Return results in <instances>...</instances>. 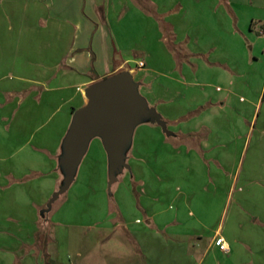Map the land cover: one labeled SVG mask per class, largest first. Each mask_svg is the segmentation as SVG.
Here are the masks:
<instances>
[{"label": "crops", "instance_id": "0c3cea01", "mask_svg": "<svg viewBox=\"0 0 264 264\" xmlns=\"http://www.w3.org/2000/svg\"><path fill=\"white\" fill-rule=\"evenodd\" d=\"M263 40L264 0H0V264H264V165L235 187L237 171L230 176L221 157L229 156L225 134L243 118L220 114L257 104L246 99L248 72L260 65L256 50L264 57ZM121 71L167 136L154 123L134 128L109 197L108 157L92 138L70 196L48 210L86 88ZM192 134L204 136L197 149ZM164 154L161 172L146 167ZM225 177L237 199L233 235L205 222L223 200Z\"/></svg>", "mask_w": 264, "mask_h": 264}, {"label": "water", "instance_id": "95a60500", "mask_svg": "<svg viewBox=\"0 0 264 264\" xmlns=\"http://www.w3.org/2000/svg\"><path fill=\"white\" fill-rule=\"evenodd\" d=\"M85 97L86 103L74 112L62 143L60 165L64 173L63 182L49 200L48 210L54 200L69 188L90 139L97 137L102 143L108 157L111 183L115 174L127 168L123 151L137 124L149 119L165 132L164 122L153 109L147 107L138 92V85L126 71L90 84L85 90Z\"/></svg>", "mask_w": 264, "mask_h": 264}, {"label": "rangeland", "instance_id": "374dc122", "mask_svg": "<svg viewBox=\"0 0 264 264\" xmlns=\"http://www.w3.org/2000/svg\"><path fill=\"white\" fill-rule=\"evenodd\" d=\"M255 52H256V56L258 57V59H260L261 62H260L259 66H257V65L255 66V71L252 73L253 76L251 75V72H248V74H249L248 83H249V85L252 88L250 89L251 91L248 92L249 98H246V99H248V101H249V99H252L253 103H257V104H255L254 106H251L250 104H247L245 102L239 101L241 103H240V106H239L238 109L235 108V104H237V103H235L232 109H226L224 112L220 113L222 116L233 117V119H236V118H238L240 116L243 118V125H241V123L237 121V122H235L236 124H234L232 126V128H230L232 130L229 133H227L228 134L227 137H228L229 140L226 139V134H225L224 141H225V144H226L227 147L223 146V148L226 149V151L229 152V156H227V157L222 156L221 157V161L223 162L222 165L224 167V170H227L228 174L230 176L233 175V173L235 171H237L235 179H234V181H236V186L235 187H240L244 183V181L246 179V172L249 169L253 168V166L255 167V166H258V165L259 166L264 165V153H263L264 150L261 152V149H259V151H260L259 154L261 153V156L257 157V156H255V154H257V152H255V148H254L255 138L258 139L260 137L259 139L262 140V137L264 135V76H263V74H264V63H263L264 62V57L259 56L257 54L258 50H256ZM260 74H261V76H260ZM240 80L243 81L244 79L241 78V76H240L239 81ZM244 95H246V94H244ZM147 107L149 109H152L148 105H147ZM252 115L254 116L252 123L250 125L245 123V120L246 119L250 120ZM144 122H149L150 124H153L149 119H145ZM224 128L226 129L227 126L224 127ZM35 129H38V127L37 128H32L31 127V131H33ZM220 129H221V127H220ZM43 130L44 129H42V131ZM37 131H38L37 132L38 135L42 132V131H39V129ZM237 131H240L242 134H238V135L235 136ZM163 133H164V135L167 136L168 132L165 129V132H163ZM239 135H242V136L240 138H238L237 136H239ZM133 136H134V129H133L130 141H129L127 147L123 151V156H124V160L125 161H127V159L129 160V158H131V156H130V148H131V145H132ZM203 137H204L203 135H200V137H199L198 135L192 134V135L189 136V140L188 141L190 142L191 145L194 146L193 147L194 149H197L198 139H204ZM90 140H92V139H90ZM89 142L90 141H88V143L86 145L85 152L88 149ZM152 145H153V143L150 145V148L152 147ZM242 145H244L245 151L240 156V151H241ZM159 146H162V145H159ZM173 147L176 149L178 147V145H175ZM163 148L165 149V147H163ZM85 152H84V154H85ZM194 152H196V151H194ZM201 153H202V151H198L199 156L201 155ZM262 154H263V156H262ZM151 160L153 161V158H151V157L147 158L146 167L149 166L150 164L158 165V167H157L158 171L161 172L162 171V167L164 165H166V163H165L166 162L165 154L163 156L158 157V164H154L153 162H151ZM107 163H108V160H107ZM81 164H82L81 168H83V166L85 164V161H84V163L82 161V163H79L77 165V167H76V169L74 171V176L72 178V181L75 180V178H76V176H77V174L79 172V168L78 167H80ZM108 167H109V164H108ZM108 167H107V171H108ZM120 173L121 172H118L117 174H115V180L110 183L109 176H108L109 173L107 172V175L104 178V180L106 179V182H107V185H106V187H107L106 188L107 189L106 190L107 191L106 196H108V195L112 196V192H113L112 191V186L114 184H116L117 181H119ZM88 174H89V172H88ZM149 175L150 174L148 173V176ZM248 175H250V174H247V176ZM236 177H237V179H236ZM259 177H262V174L261 175H253L252 176V180L261 179ZM220 180L223 181L224 184H226L224 186L223 190H221V193L223 194V200L217 206V208H218L217 211L215 210V212H214V208H212V212L209 211L207 213V216L205 217V219H207V220H205V222L206 223L209 222V224H211V226L213 228H215L217 225H220L223 228V232L225 233V231H226L227 235H229V233L231 234L232 231H234V232L236 231V233L238 231L237 227H236V230H235L234 227H232L233 224L237 225L236 222L238 221V216H237L238 214L235 212V208L236 207L234 206V203H233L237 199H236L235 193L232 192L233 190L230 191L229 195L226 193L227 189H229V186H228L229 185V182H228L229 180L227 179V177L222 178ZM132 186H134V185H132ZM69 190L70 189H67L64 193H62L60 195L61 197L58 198L57 204H58V202H60V200L65 198V196H68V194L70 196V192L71 191H69ZM136 191L139 193V197H140V194H142L144 192L143 189L138 188V187H136ZM208 191H209V189H208ZM160 196H165V195L163 194V195H160ZM76 208L81 210L80 206H77V205L74 206V210ZM193 209H194V207H192V210ZM194 212H196V211H194ZM234 212L236 213L235 216H233V214H232ZM194 219H195V217H193L192 222L194 221ZM190 224H191V222H190ZM198 231H203V229L201 227H199ZM234 232H232L231 235H233Z\"/></svg>", "mask_w": 264, "mask_h": 264}, {"label": "built area", "instance_id": "2783aa9c", "mask_svg": "<svg viewBox=\"0 0 264 264\" xmlns=\"http://www.w3.org/2000/svg\"><path fill=\"white\" fill-rule=\"evenodd\" d=\"M138 66L139 67H143V62L142 61L138 62ZM218 249L224 254H227L229 252V247L227 246V244L224 243L220 239H219V242H218Z\"/></svg>", "mask_w": 264, "mask_h": 264}, {"label": "trees", "instance_id": "16d2710c", "mask_svg": "<svg viewBox=\"0 0 264 264\" xmlns=\"http://www.w3.org/2000/svg\"><path fill=\"white\" fill-rule=\"evenodd\" d=\"M154 124H156V122H153Z\"/></svg>", "mask_w": 264, "mask_h": 264}]
</instances>
